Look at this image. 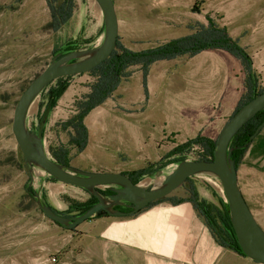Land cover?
I'll return each instance as SVG.
<instances>
[{
    "label": "rangeland",
    "instance_id": "obj_1",
    "mask_svg": "<svg viewBox=\"0 0 264 264\" xmlns=\"http://www.w3.org/2000/svg\"><path fill=\"white\" fill-rule=\"evenodd\" d=\"M50 1L55 9L63 2ZM67 1L70 7L58 21L64 26L61 30L64 42L56 55H63L66 46L79 50L100 46L105 27L99 6L94 0ZM113 2L119 24V41L132 51L154 49L170 40L187 37L194 33L198 21L204 16L209 17L219 28H225L240 47H246L252 74L257 79L252 91L264 89V0ZM47 3V0H0V264L4 260H9L10 264H100L95 259L100 255L96 247L75 233L79 227L84 229L88 220L71 232L67 228H59L43 215L40 207L49 206L56 210L57 201L59 198L62 200V196L55 201L50 198L46 187L51 182L49 176L40 168L21 161L20 150L11 132L14 109L20 96L56 56L52 53L57 34L51 29L57 21L52 20ZM195 5L197 8L193 11ZM83 15L85 25L82 28L79 22ZM80 29V34L70 38ZM231 61L220 53L203 51L192 59L183 57L161 61L152 65L146 76L122 82L114 92L113 100L109 99L103 107L91 111L84 119L88 147L82 152H78L71 142L76 137L71 126L79 112L78 103L91 93L90 86L95 78L88 73L74 76L69 80L70 86L66 91L70 93L64 94L56 107L49 110L42 131L44 149L54 161V153L67 150L68 166L93 164L98 162V158L102 160L100 163H120L138 170L153 166L172 144L170 131H190V127L198 124L181 115L183 101L191 95H185L184 89L194 93L201 90L206 100L216 91L222 92L224 100L220 102L221 111L217 117L233 104L232 89L237 85L240 88L245 71L239 66V78L229 79L225 87L222 76L228 73ZM185 62L190 63L186 68L188 71L182 69ZM194 74L204 86H198L197 82L185 85L184 81ZM210 77L214 80L211 81ZM241 90L243 96L247 95L246 87ZM48 106L46 89L30 107L26 119L29 130L37 133ZM186 134L182 132V136ZM181 139L176 137L177 142ZM195 149L191 147L179 159L199 161L200 156ZM91 164L92 168L102 166ZM167 169L170 171L172 166ZM154 171L156 169L153 168ZM237 172L243 197L264 230V132L254 139ZM153 173L146 175L149 177L142 184H147L148 179L158 180L151 182L153 185L161 184L162 173L160 178ZM192 182L198 187L197 194L208 200L217 202L218 198H225L220 182L211 175L194 176ZM26 185L38 193L36 199L27 196ZM212 193L216 194L214 199ZM85 195L90 199L89 192L85 191ZM177 195H182L181 190ZM60 213L67 218L75 215L74 212ZM107 250L118 254L110 246L105 247Z\"/></svg>",
    "mask_w": 264,
    "mask_h": 264
},
{
    "label": "water",
    "instance_id": "obj_2",
    "mask_svg": "<svg viewBox=\"0 0 264 264\" xmlns=\"http://www.w3.org/2000/svg\"><path fill=\"white\" fill-rule=\"evenodd\" d=\"M104 19V39L100 46L77 50L65 55H56L50 64L35 77L20 96L13 114L11 132L15 142L29 166L43 170L56 182L80 188L97 199V204L80 216L67 218L56 215L47 206H41L43 215L50 221L74 230L80 224L104 211L109 216L123 217L124 212L115 211L116 206L131 209L128 215L148 207L153 202L170 196L194 176L208 174L221 184L229 206L231 225L243 255L257 264H264V230L248 207L238 185V172L231 160L229 145L233 137L259 112L264 110V91L243 105L222 127L212 161H183L158 186L144 187L134 183L124 173L86 172L72 166H64L52 160L44 149L42 131L48 117V106L41 118L37 133L30 131L26 124L30 107L40 93L52 82L67 77L89 73L106 61L116 49L119 24L113 0H94ZM264 129L260 125L251 141ZM157 171L155 177L161 176ZM111 187L113 195L103 197L98 190Z\"/></svg>",
    "mask_w": 264,
    "mask_h": 264
},
{
    "label": "crops",
    "instance_id": "obj_3",
    "mask_svg": "<svg viewBox=\"0 0 264 264\" xmlns=\"http://www.w3.org/2000/svg\"><path fill=\"white\" fill-rule=\"evenodd\" d=\"M64 3V6L69 5L67 0H63V2L58 5V7H60ZM58 16L59 15L57 14L56 26L51 29L55 30L54 34H57L56 39L53 42V49L54 46L55 49L60 48L64 42L61 35V30L64 26L62 24H58V21L60 20H57ZM204 17L203 20L198 21L199 23L197 24V26H195V28L193 29L195 31L194 33H191V35L200 30V27H198L199 25L204 27L208 25L204 24L207 22V16L205 17V21ZM84 22L85 16L83 15L79 22L80 27H84ZM81 29L77 31L76 34L70 36V38H74V36L80 34ZM63 37L67 38L65 37V35H63ZM71 40L73 39H70V41ZM245 48L246 47H244L243 49ZM213 52L220 53L233 60L231 61V65L228 68V73L226 72L222 76L225 82L224 85L226 87L229 79H232L233 77L236 79L239 78V66H241L243 70L244 67L237 58L233 57L225 51L218 50ZM185 63L186 64H183L182 69H184V71H188V69L186 68L190 65V63ZM151 68L152 66L150 67V69ZM129 72L130 77L126 82H130L133 79L135 80L139 76L143 75L139 66L131 68ZM210 80L213 81L214 77H210ZM199 81L200 79L197 78V76L194 74L193 76L188 77L184 82L187 86H190L191 84L196 82L198 86H204L203 84H200ZM244 81L245 76L240 83L239 89L238 85L235 87L233 86V104L224 112H222L221 115L219 113V117H217L216 115L221 111L220 102L222 103V101L224 100V95L222 92L216 91L212 95V97L206 100L205 95L201 90H197V92L194 93L184 89L185 95H191L183 101L181 115L184 119L191 122H197L198 124L190 127V131H170V142L172 144L166 151L167 153L160 159V161H162L164 157L169 155V153L177 146L196 138L198 135L211 140H217L222 127L227 122L226 119L228 118L229 120L234 115L238 107L240 99L243 96L241 89L242 87L244 88ZM69 93L70 92L68 91L65 94L67 95ZM114 96L115 94H113L110 99L113 100ZM108 100H106V102ZM104 104L95 108L94 110L103 107ZM182 132H186L187 134L182 136ZM263 132L264 131H262L261 133ZM176 137H181V141L177 142ZM177 157L178 156H172L171 158H169V160L175 161L174 159H176ZM101 161L102 160L98 158V162H95L93 164L90 163L92 166H100V164H102V166L98 168H92L89 163L85 164L84 166H76L73 164H71V166L82 171L97 173L113 172L126 174L138 170L137 168L122 166L120 163H100ZM156 164H154V167H156ZM169 166H172V169H170V171H168L167 169ZM177 166L178 163H171L166 166V168L162 170L163 179L167 175H169ZM148 177L149 176L143 177L139 180V182L143 183L142 181L147 179ZM157 181V179L155 181L149 180L150 183L143 184V186L158 187L160 184L153 185L151 183ZM191 184L194 185L195 189L198 190L196 183L192 182V179ZM46 187L48 188L50 198L54 201L55 199L58 200L60 196H67L73 200L76 199V201L81 202L89 200L85 195V191L77 187L63 185L58 182L52 181L46 184ZM188 188L189 186L187 185H185L184 187H180L165 201L161 203L150 204L145 209L131 216L126 215L123 217H114L108 215V217L94 218L86 223L84 229H80L81 227L77 228L75 233L80 234L81 236L86 238V240L91 245L96 247V252H100V255L96 256L95 259L98 260L100 264H257L246 257H241L231 251L224 250L215 241L211 232L204 224L203 220L198 216L192 203H190L188 200H185L189 198ZM180 190L182 192V195H177ZM198 197L208 201V199L200 195H198ZM173 199H183V201L177 203L175 202L176 200L172 201ZM57 205L58 206L56 211L58 212H66L68 210V204H66L63 200H60V198L59 201H57ZM74 214L76 215V213ZM109 246L112 249L114 248L118 254H116L112 250L105 251V247Z\"/></svg>",
    "mask_w": 264,
    "mask_h": 264
},
{
    "label": "trees",
    "instance_id": "obj_4",
    "mask_svg": "<svg viewBox=\"0 0 264 264\" xmlns=\"http://www.w3.org/2000/svg\"><path fill=\"white\" fill-rule=\"evenodd\" d=\"M47 2L48 7L51 11L53 21H56L57 14L59 15L57 20L61 19L62 15L65 14L66 9L70 7V4L64 6V3L60 7L55 9L52 1L47 0ZM195 8H197V5H195L193 11L195 10ZM206 20L208 22V25L206 27L200 26V30H198L195 35L170 40L154 49L132 51L123 46L120 43L119 38L117 39L116 49L111 54V56L88 73L89 76L95 78V82L90 86L91 93L88 94L84 101L78 103L79 112L73 120L74 124L71 126L76 132V137H73L71 142L75 147L78 148V152H82L87 144L88 135L87 129L84 125V119L92 110L101 106L102 104H104V102H106V100L110 99L122 82L128 81L130 77V69L136 66H139L140 70L143 73V76H146L149 72L150 67L157 62L172 61L183 57L192 58L203 51L222 50L237 58L242 63L245 71L244 88L246 87L248 93L247 95L245 94L242 97L235 112H237V110L240 109L243 105H245L264 91V89L252 91V89H254V86L252 85L256 84L257 79L255 75L252 74L251 59L245 49L240 47L237 41L232 39L227 34L225 28H219L209 17H206ZM59 49H61V47L55 49L54 46L52 54H58L57 52L61 51ZM77 50H79L77 47L66 46L65 53H63V55ZM71 78L72 77L58 79L52 82L43 90L45 91L46 89H48V105L51 109H54L56 107L57 102L68 90L70 86L69 80ZM263 123L264 110L259 112L251 121H249L231 140L229 145V149L231 151V160L234 162L237 171L244 155L256 138L255 137L251 141V137L255 134L257 128ZM216 146L217 140H210L206 137L198 135L196 138L189 140L186 143L179 145L175 149H173L169 153V155H167L164 159H162V161L156 164V167H154L153 165L146 169L126 173V175L132 181H134V183H138V181L146 175L152 174L153 168L158 171L169 165V161H171L169 160V158H171L172 156H178L176 159H174L175 161H171L172 163L179 164L185 161L184 159H179V157L184 152L189 151L191 147H197L200 149V151L197 152L200 156V158L198 159L199 161H212ZM68 155L69 152L67 150H60L59 152L54 153V158L58 164L68 166ZM20 158L21 161L25 162L22 155H20ZM192 178L188 179L186 183L181 186H189V198L185 200H188L190 203H192L198 216L203 220L204 224L211 232L215 241L224 250H228L237 254L238 256L245 257L240 250L231 225L229 206L226 198H218L217 202L214 200L207 201L205 199L199 198L194 185L191 184ZM49 179L53 182H56L51 177H49ZM24 190L29 198L36 199L38 197V193L32 191L28 185L24 187ZM98 192L105 198H108L109 196L114 194L111 187L99 189ZM214 197H216V194L212 193V198L214 199ZM167 198H169V196L153 203H161ZM62 200L66 204H68V210L66 211V213L74 212L76 213V215L74 216H80L84 214L97 204V199L93 196H91L90 199L84 203L74 201L65 196L62 197ZM174 200L176 199H173L172 201ZM182 201L183 199H180L176 200L175 202L179 203ZM49 208L52 209L51 207ZM114 210L124 212L127 215L131 211L130 209H122L119 206H116ZM53 212L58 216L66 217L64 214H61L56 210H53ZM74 216L68 218H73ZM102 217H108V214L104 211H100L89 220ZM54 224L61 229L67 230L64 226H60L57 223ZM70 231L75 232V229Z\"/></svg>",
    "mask_w": 264,
    "mask_h": 264
},
{
    "label": "flooded vegetation",
    "instance_id": "obj_5",
    "mask_svg": "<svg viewBox=\"0 0 264 264\" xmlns=\"http://www.w3.org/2000/svg\"><path fill=\"white\" fill-rule=\"evenodd\" d=\"M167 166H168V165H167ZM163 169H164V168H163ZM163 169H161V170H163ZM161 170H158V171H161ZM156 172H157V171H156ZM156 172H154V173L156 174ZM154 173H153V174H154ZM154 178H155V177H154ZM138 182H139V181H138ZM103 189H105V188H103ZM119 207L122 208V209H130V208H128V207L125 206V205H124V206L122 205V206H119ZM114 208H115V207H114ZM130 210H131V209H130Z\"/></svg>",
    "mask_w": 264,
    "mask_h": 264
},
{
    "label": "bare ground",
    "instance_id": "obj_6",
    "mask_svg": "<svg viewBox=\"0 0 264 264\" xmlns=\"http://www.w3.org/2000/svg\"><path fill=\"white\" fill-rule=\"evenodd\" d=\"M146 183H147V184L150 183L149 180H147ZM3 264H10V262H9V260H4V261H3Z\"/></svg>",
    "mask_w": 264,
    "mask_h": 264
},
{
    "label": "built area",
    "instance_id": "obj_7",
    "mask_svg": "<svg viewBox=\"0 0 264 264\" xmlns=\"http://www.w3.org/2000/svg\"><path fill=\"white\" fill-rule=\"evenodd\" d=\"M195 148H196L195 150H196L197 152H199V151H200V149H199V148H197V147H195ZM51 260H52V262H55V259H54V258H52Z\"/></svg>",
    "mask_w": 264,
    "mask_h": 264
}]
</instances>
